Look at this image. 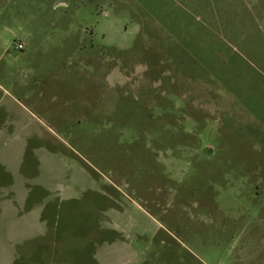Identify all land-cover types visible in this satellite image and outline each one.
I'll list each match as a JSON object with an SVG mask.
<instances>
[{"label":"rangeland","instance_id":"1","mask_svg":"<svg viewBox=\"0 0 264 264\" xmlns=\"http://www.w3.org/2000/svg\"><path fill=\"white\" fill-rule=\"evenodd\" d=\"M0 220L12 264H264V0H0Z\"/></svg>","mask_w":264,"mask_h":264},{"label":"crops","instance_id":"2","mask_svg":"<svg viewBox=\"0 0 264 264\" xmlns=\"http://www.w3.org/2000/svg\"><path fill=\"white\" fill-rule=\"evenodd\" d=\"M2 206H3L2 212L4 213V215L6 212L10 211L11 216H8V218L18 217L17 214L19 212L16 213L14 211L15 209L12 211L13 205L4 204ZM17 220H20L19 222L24 221V223H28V222L33 221L31 215H26V216H23L21 218L18 217ZM0 221H1V223H0V264H12V262L14 260L12 257H14V255H16V252H18L17 250H20L21 244H19V243H21L22 241L20 239L18 240L16 238H12V239H10V241H12V243H11V242H9V239H4L5 237L14 236L13 233H17L18 231H15L14 227L12 228V226H14L12 221H11V224H10V222L2 223L3 220H0ZM15 222H17V221H15ZM19 241H21V242H19ZM22 245H24V244H22ZM24 250H25V248H24ZM5 256H8V258H5ZM19 258H20V256L17 259H19Z\"/></svg>","mask_w":264,"mask_h":264},{"label":"built area","instance_id":"3","mask_svg":"<svg viewBox=\"0 0 264 264\" xmlns=\"http://www.w3.org/2000/svg\"><path fill=\"white\" fill-rule=\"evenodd\" d=\"M17 49L23 50L24 49V45L23 44L18 45Z\"/></svg>","mask_w":264,"mask_h":264}]
</instances>
